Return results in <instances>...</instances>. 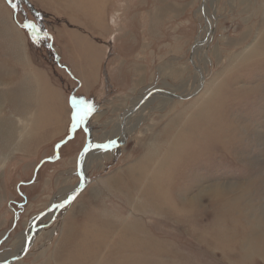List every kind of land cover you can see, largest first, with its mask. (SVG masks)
Wrapping results in <instances>:
<instances>
[{"label":"rangeland","instance_id":"1","mask_svg":"<svg viewBox=\"0 0 264 264\" xmlns=\"http://www.w3.org/2000/svg\"><path fill=\"white\" fill-rule=\"evenodd\" d=\"M203 3L0 0V261L156 92L12 264H264V0Z\"/></svg>","mask_w":264,"mask_h":264},{"label":"bare ground","instance_id":"2","mask_svg":"<svg viewBox=\"0 0 264 264\" xmlns=\"http://www.w3.org/2000/svg\"><path fill=\"white\" fill-rule=\"evenodd\" d=\"M205 2H206V0H205ZM206 11H208V10H205V12ZM207 30H209V27H208ZM200 45H204V44L203 43L202 44L200 43ZM198 48H200V47H198ZM160 97H161V95L159 94V95L154 96L151 100H148V98H145L142 101L141 104H139V102H137L134 105L133 109H136L138 106L141 105V107H139L137 109V111L140 110L141 112L142 111L145 112V110L149 107V105L151 103H153L155 100L159 99ZM172 98H173V96H172ZM186 98H188V97H186ZM135 114L133 116L132 115L131 116H128L127 119L125 120V123L124 122L123 123H120L119 128H117V130L119 129V134L117 133L118 134V138L115 135L116 132H114L113 134H107V135H105L104 138H103L104 139L103 142L109 144L110 141H113L114 143L111 144V145H118V144L119 145H123L126 142V139H127L128 135L131 134L133 131H135L138 128L139 124H140V122H138L137 124L136 123L134 124V122L132 121L134 119H135V122L137 121V119L134 117ZM128 115H129V113H128ZM108 150H110V149H107V150H105V149H97V147H96V149H93L91 151L88 150L85 153H83V155L81 156V159H80L81 160V170H80L81 172H80V175H81V177H82V179L84 181H86V179H87L86 178L87 177L86 176V172L90 168V166L95 161L102 160L103 157H104V155H105V153ZM81 186H82V184H81ZM55 214H56V210H54L50 215L48 214L45 217L43 216L42 217L43 219L42 218H40V220H37L38 218L33 219L30 222V224H29V229L25 233H23L21 235L20 241L18 243V246H17L16 250L14 252L9 253V254L5 255L4 257H2L0 262H3L4 260H9V259L11 260V259H14V258H17V257L18 258L21 257L25 253V251H26L28 242L30 240L33 241L35 235L33 236L32 233H33V231L35 229H39V225L41 223V219L42 220H45V219H48L50 217L52 218V217L55 216ZM36 223H37V225H36ZM31 244H32V242H31Z\"/></svg>","mask_w":264,"mask_h":264},{"label":"water","instance_id":"3","mask_svg":"<svg viewBox=\"0 0 264 264\" xmlns=\"http://www.w3.org/2000/svg\"><path fill=\"white\" fill-rule=\"evenodd\" d=\"M205 4V0H204V3H203V5ZM198 93V92H197ZM154 94H156V92H153V93H149V95H148V97L147 98H149V97H151L152 95H154ZM197 94H194V95H191V96H189L188 97V99H190V98H193V97H195ZM175 98H178V99H181V100H183V98L182 97H179V96H175ZM140 106H138L135 110H132V111H129L128 113H129V115H133L136 111H137V109L139 108ZM114 147H120V146H114V145H109L108 144V148H114ZM97 149H102V148H99V147H97ZM84 152H86V150H84ZM83 152V153H84ZM82 156V155H81ZM80 159H81V157H80ZM80 167V166H79ZM79 171H80V168H79ZM87 185H88V182H86V181H84L83 179H82V186H81V188L78 190V191H76L75 192V198L73 199V200H71V202H69V203H65V201L62 203L64 206L63 207H59V205L56 207L57 208V211H56V214H55V216H57V214L64 208V207H66V206H68L69 204H71L74 200H76L77 199V197L80 195V194H82L85 190H86V188H87ZM44 215H46V214H43V215H40L39 217H38V219L37 220H40V218H42ZM37 225V224H36ZM40 230V228L39 229H35L34 231H33V233H32V235L34 236L35 234H36V232H38ZM32 236V237H33ZM31 242H32V240H30L29 242H28V245H27V248H26V251H25V253L21 256V257H17V258H14V259H11V260H8V261H6V262H4V263H0V264H12V263H14V262H16V261H19L20 259H22V258H24V256H26V253H27V251H28V249H29V246H30V244H31Z\"/></svg>","mask_w":264,"mask_h":264},{"label":"snow or ice","instance_id":"4","mask_svg":"<svg viewBox=\"0 0 264 264\" xmlns=\"http://www.w3.org/2000/svg\"><path fill=\"white\" fill-rule=\"evenodd\" d=\"M26 27L30 29L36 28V26L32 24L26 25ZM74 106H75V102H74ZM90 114H91V107L87 108L86 110H78L76 116L74 117L75 120L74 126H76L79 122H82L86 118V116ZM113 143H114L113 141L109 142V144H113ZM95 147L104 148L105 150L108 149V145H96ZM74 198H75V193L69 196L68 199L65 201V203L71 202V200H73ZM63 206H64L63 204L59 205V207H63Z\"/></svg>","mask_w":264,"mask_h":264},{"label":"crops","instance_id":"5","mask_svg":"<svg viewBox=\"0 0 264 264\" xmlns=\"http://www.w3.org/2000/svg\"><path fill=\"white\" fill-rule=\"evenodd\" d=\"M70 123H71V120H70V118H69V121L67 122V128H68V126H69ZM67 128H66V131H67ZM64 131H65V130H64ZM64 131H63L62 133H65V132H66V131H65V132H64Z\"/></svg>","mask_w":264,"mask_h":264}]
</instances>
